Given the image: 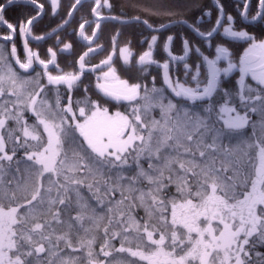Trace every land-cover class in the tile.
I'll list each match as a JSON object with an SVG mask.
<instances>
[{
  "label": "snow or ice",
  "instance_id": "snow-or-ice-1",
  "mask_svg": "<svg viewBox=\"0 0 264 264\" xmlns=\"http://www.w3.org/2000/svg\"><path fill=\"white\" fill-rule=\"evenodd\" d=\"M47 5L55 16L60 0ZM133 7L166 22L94 0L74 32L87 50L65 71L53 47L41 59L29 46L45 40L46 3L0 0V264H264V0H237L235 15L223 0ZM107 22L152 33L146 50L117 55L118 30L89 64Z\"/></svg>",
  "mask_w": 264,
  "mask_h": 264
},
{
  "label": "flooded vegetation",
  "instance_id": "flooded-vegetation-1",
  "mask_svg": "<svg viewBox=\"0 0 264 264\" xmlns=\"http://www.w3.org/2000/svg\"><path fill=\"white\" fill-rule=\"evenodd\" d=\"M41 2L46 3V12L45 14L42 15V17L40 19L37 20L36 25H38L40 22H43V26H45V29L47 30L45 33L43 34H38V35H44L47 36L48 33H51L53 29H57L58 25H60L64 19H67L68 16L66 15L65 17L63 16V12L66 9L71 8V5L75 2V0H60V8L58 10V13L53 16L52 12H51V8L49 5H47V0H41ZM114 4V10L112 11V15H119L122 11H124V9H122L119 5L118 2L115 1H111ZM92 3H94V0H84V7L80 8L79 10V14L75 15L74 12V16L71 19V21L69 22V24H67L62 30H59L57 33H53L51 36L45 38V40L36 42V41H32L30 43V47L39 53L41 59H48V53H47V49L49 47H53L54 50H56L58 52V62L60 64V66L65 70V71H71L72 69V64L74 62V60L76 58H78V56L80 54H82L84 51L87 50V47L85 44L81 43V42H77V38L74 35L75 31L79 30V24L81 22H83L85 19L87 20H93L94 18L91 16L90 18L87 17V11H90L91 5ZM103 13L105 15H108V10L107 9H103L102 10ZM91 14V12H90ZM94 23L91 25H86V33L87 34H91V29L92 27H94ZM119 24L115 23V22H107L105 24L102 25V29L100 31V35H99V39L96 40V44H102L104 46V51L99 53V54H95L92 55L88 58V62L89 64H98L100 62V60L104 59L108 52L111 50V38L112 36L116 35L117 31H120V28L118 27ZM5 29L4 32L2 34L5 33ZM0 34V35H2ZM37 35V34H34ZM57 35H59L61 42H69V43H74L75 48L74 51L71 54H60L59 53V48L62 47V43L61 44H57L56 42V37ZM150 39V38H148ZM136 41V40H135ZM135 41H132L131 46L133 47L132 50L134 51V53H136V55H139L142 51L146 50L147 45L144 44L143 46H138L137 45V41L135 43ZM128 43L126 39L120 38L119 37V41L117 44V55H118V48L120 46H123L124 44ZM16 44H17V48H18V53L20 54L21 58H23V54H24V50H23V42L20 39L19 36L16 37ZM10 47V45H9ZM93 47H95V45H93ZM177 51L178 49V45H177ZM157 59H163V54L162 52L157 53ZM117 65L119 66V61H117ZM37 70L40 71L41 69L37 66ZM55 71V70H54ZM32 75H35V73H32ZM121 75L122 78H130L131 82H137L138 78H139V82L144 83L145 81L143 80L142 77H140V73L136 72L135 70H133L131 73L124 71L123 68H121ZM95 76L96 74L93 73H88L84 78H83V84L81 85V90L83 89L84 85H89V87L92 89V93H95ZM153 76H157V71L155 68L152 69L151 71V75H149L147 77V82L149 83V86H151V80ZM160 85V81L159 79L157 80V86ZM113 111L116 110V107L113 106L112 108ZM123 110V109H122ZM141 215H143V212L140 213Z\"/></svg>",
  "mask_w": 264,
  "mask_h": 264
},
{
  "label": "trees",
  "instance_id": "trees-1",
  "mask_svg": "<svg viewBox=\"0 0 264 264\" xmlns=\"http://www.w3.org/2000/svg\"><path fill=\"white\" fill-rule=\"evenodd\" d=\"M115 2H120V4H122V7L125 8L124 12L125 13H120L121 14H127L128 16H134V15H140L142 18H147L150 20V22L154 23V24H159L162 22H166L165 18L162 17H148L146 15V13L140 11L139 7H133L134 4H139V5H145V4H150L153 2V0H115ZM202 3L204 4H210L211 0H201ZM225 6H226V10L229 13H232L233 15L236 14V3L237 0H223ZM253 3L255 4V0H253ZM121 7V8H122ZM122 8V9H124ZM31 11V9H19L16 11H10L9 12V16L11 17L13 22H17L18 19H22L25 18V15L27 12ZM69 9H66L63 12V16L65 17L68 13ZM136 11V12H135ZM139 11V12H138ZM80 12L75 11V15H78ZM139 13V14H138ZM34 14V13H33ZM87 17L90 18L91 14L90 11H87ZM37 23V22H36ZM34 25V34H43L45 33L47 30L45 29V26H43V22H40L38 25ZM120 28V32L122 33L120 35V38L126 39L127 42L131 41H137V45L140 46L141 43L140 41L142 39H144L145 37L150 38V35L152 33H149L147 31H143V29L139 26H126V27H122L121 25L118 26ZM4 32V29L0 28V34H2ZM135 41V43H136ZM132 47V46H131ZM133 48V47H132Z\"/></svg>",
  "mask_w": 264,
  "mask_h": 264
},
{
  "label": "rangeland",
  "instance_id": "rangeland-1",
  "mask_svg": "<svg viewBox=\"0 0 264 264\" xmlns=\"http://www.w3.org/2000/svg\"><path fill=\"white\" fill-rule=\"evenodd\" d=\"M111 1H115V0H111ZM119 5H120V7H122V4H120V2H119ZM122 8H124V7H122ZM124 10H125V8H124ZM141 11V10H140ZM136 12V11H135ZM139 12V11H138ZM122 13H125L124 11L122 12ZM139 14V13H138Z\"/></svg>",
  "mask_w": 264,
  "mask_h": 264
},
{
  "label": "water",
  "instance_id": "water-1",
  "mask_svg": "<svg viewBox=\"0 0 264 264\" xmlns=\"http://www.w3.org/2000/svg\"><path fill=\"white\" fill-rule=\"evenodd\" d=\"M47 37H49L48 35L47 36H45V38H47Z\"/></svg>",
  "mask_w": 264,
  "mask_h": 264
}]
</instances>
